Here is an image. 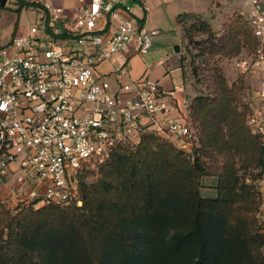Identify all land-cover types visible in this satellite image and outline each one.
<instances>
[{
  "label": "trees",
  "instance_id": "trees-1",
  "mask_svg": "<svg viewBox=\"0 0 264 264\" xmlns=\"http://www.w3.org/2000/svg\"><path fill=\"white\" fill-rule=\"evenodd\" d=\"M28 5L19 2L15 12ZM175 21L205 33L199 44L211 61L243 50L250 56L258 46L237 13L219 33L192 14ZM207 76L209 92L188 106L200 143L193 157L146 133L133 146H116L98 166L95 184H80V205H18L13 212L0 200V264H264L255 214L264 146L246 123L250 108L239 87L214 66ZM209 145L231 159L207 196L201 189L209 171L200 152Z\"/></svg>",
  "mask_w": 264,
  "mask_h": 264
},
{
  "label": "built area",
  "instance_id": "built-area-1",
  "mask_svg": "<svg viewBox=\"0 0 264 264\" xmlns=\"http://www.w3.org/2000/svg\"><path fill=\"white\" fill-rule=\"evenodd\" d=\"M102 1L90 0L72 20L45 3L47 13L26 34L0 46V180L13 178L2 203L33 208L79 203L76 176L98 168L116 146H133L146 133L173 135L181 149L195 138L188 115L171 117L176 86L166 90L149 76L132 79L122 65L98 71L100 62L130 45L146 54L156 33L131 18L120 19L113 33L99 31ZM247 2L258 46L237 62L242 72L264 69L263 0ZM257 95L264 102L263 87ZM262 108H251L246 123L264 146Z\"/></svg>",
  "mask_w": 264,
  "mask_h": 264
},
{
  "label": "rangeland",
  "instance_id": "rangeland-1",
  "mask_svg": "<svg viewBox=\"0 0 264 264\" xmlns=\"http://www.w3.org/2000/svg\"><path fill=\"white\" fill-rule=\"evenodd\" d=\"M217 0H159L153 4L149 12V22L145 25L149 31L157 30V33L151 35V46L146 54L139 56L140 61L147 67L151 68L159 60L165 59L168 55L173 56V60L170 61V65L176 66L178 64L177 55L173 51V46L180 45V68H176L169 75H166V79L170 80L174 85L185 83L188 90V98L193 96L204 95L209 92V79L208 68L214 66L219 73L225 78L227 83L231 85L235 83L239 89V96L242 103H245L251 108L257 106H263L264 102L260 100L257 95V91L260 90L262 81L264 80V70L261 73L245 71L242 72L240 67L237 66V62L247 58L248 52L243 50L240 55L234 58H227L224 56L215 57L214 61L209 59L208 54L201 49L200 40L205 38V33L202 30L189 29V22L178 25L174 17L176 14L185 12L189 9H194L198 3L201 5L216 4ZM244 13H248L250 5L245 4L243 6ZM208 19H210L208 17ZM105 20V17H103ZM210 24V23H209ZM211 29L217 33L221 29L217 28L216 24L211 25ZM222 28V27H221ZM9 26L6 22L0 26V41H4L8 36ZM120 65V64H119ZM125 69H129L127 65L123 66ZM190 120L189 113L187 116ZM191 128L194 131L195 138L193 141L188 142L185 148H182L190 157H193L194 148H198L200 143L198 141V131L194 127L190 120ZM176 146L178 141H172L168 138L160 137ZM181 148V147H179ZM200 157L208 169L209 173L203 178L202 194L213 195L214 186L217 181V175L225 164L226 160H230L231 156L225 149L220 150L214 145H209L206 149L200 152ZM237 160V159H236ZM99 173L98 168L84 169L76 176V186L78 189L81 183L91 186L97 182ZM81 203L80 196L78 198ZM260 202V200H259ZM6 209L14 212L16 205L2 203ZM255 214L258 218L260 232H263L264 222L260 219L259 203Z\"/></svg>",
  "mask_w": 264,
  "mask_h": 264
},
{
  "label": "crops",
  "instance_id": "crops-1",
  "mask_svg": "<svg viewBox=\"0 0 264 264\" xmlns=\"http://www.w3.org/2000/svg\"><path fill=\"white\" fill-rule=\"evenodd\" d=\"M89 1L90 0H6L4 5L0 6V26L2 23L6 22L10 29L6 39H4V41H0V46L8 44L9 40L14 35L26 34L28 27L36 22L43 15V13H47V9L44 5L45 3L50 4V7L62 8L64 14L72 20L81 13L82 9L87 7ZM158 1L159 0H126L122 3L117 0H103V9L101 15L96 21V27L99 31L113 33L118 21L126 18H131L138 22H144L146 25L149 22L150 8ZM19 2L27 3L29 5L22 7L19 13H16L15 8H17ZM143 2L147 5V9L144 8ZM245 4L250 5L248 13H244L242 9ZM106 5L110 6V10L105 9ZM252 12V5L247 2V0H217L214 5H201L198 3L197 6L195 5L194 9H189L185 12L176 14L174 20L178 15L188 13L207 20L211 25L216 24L217 28L221 29L223 22L233 14H240L247 19ZM112 13L116 15L112 17ZM103 17H105V20H103ZM208 17L210 19H208ZM190 18L188 20H191ZM55 26L64 30V26L60 21L55 22ZM155 31L157 33V30ZM175 54L178 59V64L176 66L172 67L170 65V61L173 60V56L168 55L165 59L159 60L155 63L151 68H147L140 61L139 56L142 54L135 52L133 46L130 45L127 51L115 55L111 60L100 62L97 69L100 73H107L114 66L119 64L122 66L127 65L129 69H126V71L132 79H140L145 76H149L166 90L172 89L176 86L178 88L174 99L176 107L174 111L171 112V117L184 118V116L186 117L189 113L188 106L190 103V98L187 96L188 90L186 85L184 82L174 85L171 82V79L168 80L165 78L166 75H169L173 70L180 68L179 61L181 53L178 52ZM261 70L263 71L264 69H256L252 72L261 73ZM111 82L114 84L112 78ZM263 84L264 80L262 81L261 87H263ZM165 138L176 141L175 137L170 134L165 135ZM12 182V176H10L6 182L4 180H0V196L8 197L10 195V186L12 185ZM258 191L260 200L259 209L261 213L260 219L262 220V218H264V174L258 182ZM8 204L15 205L12 200H9Z\"/></svg>",
  "mask_w": 264,
  "mask_h": 264
},
{
  "label": "water",
  "instance_id": "water-1",
  "mask_svg": "<svg viewBox=\"0 0 264 264\" xmlns=\"http://www.w3.org/2000/svg\"><path fill=\"white\" fill-rule=\"evenodd\" d=\"M5 1H6V0H0V6H3L4 3H5ZM173 51H174L175 53H178V52L180 51V45H179V44L174 45V46H173ZM263 88H264V84H263ZM78 204L80 205L81 203H78Z\"/></svg>",
  "mask_w": 264,
  "mask_h": 264
}]
</instances>
